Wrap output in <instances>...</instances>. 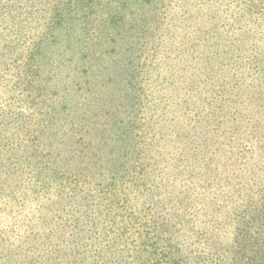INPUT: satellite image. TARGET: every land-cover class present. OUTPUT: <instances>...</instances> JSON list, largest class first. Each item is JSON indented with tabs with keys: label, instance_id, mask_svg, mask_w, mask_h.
I'll use <instances>...</instances> for the list:
<instances>
[{
	"label": "rangeland",
	"instance_id": "1",
	"mask_svg": "<svg viewBox=\"0 0 264 264\" xmlns=\"http://www.w3.org/2000/svg\"><path fill=\"white\" fill-rule=\"evenodd\" d=\"M15 187L39 209L10 239L0 215V264H240L264 234L241 226L264 215V0H0Z\"/></svg>",
	"mask_w": 264,
	"mask_h": 264
},
{
	"label": "trees",
	"instance_id": "2",
	"mask_svg": "<svg viewBox=\"0 0 264 264\" xmlns=\"http://www.w3.org/2000/svg\"><path fill=\"white\" fill-rule=\"evenodd\" d=\"M88 129H89V126L87 124H84V132L85 133L88 132ZM85 133L84 134H77V132H75L71 135L73 138H77L79 143L83 142L86 146L91 145L93 143L92 138H91V136L88 137L89 135H86ZM67 177L68 176H66V174H63V178L67 179ZM80 178H81L80 176H78L77 174H74L73 178L69 177L68 180L72 182V179L77 181ZM17 189H18L17 187L11 188L8 192H5V193L3 192V194H2L3 196H0V215L4 214V213H6V214L12 213L11 218H13V219L11 220L12 222H10L11 225H9V227H11L13 232L11 229L8 231L11 233V234H9V236H7L9 239H10L12 233L16 234V233H14V230L16 232V229H18V227L20 228L23 225V221L25 219L24 217L27 216L28 214L34 213L36 210L39 209V204L37 201L30 200L29 198L27 200V197L26 198L21 197V199L18 200L19 197L18 198L14 197L15 195L12 193L17 192ZM26 191H27V189H26ZM22 193H23V190H22ZM258 207H260V208H257L256 213L259 212V210L264 211V205L263 204H261ZM258 218H260L261 220H258ZM18 220H19V224H18L19 226L15 225V223ZM257 225L258 226L259 225L264 226V215L262 217L254 216L251 221H246V220L242 221L241 226H245V227L249 228L251 226H257ZM5 228H7V226H5ZM5 228L0 229V239H2V240L4 239L3 234H4ZM240 236L244 239H247V240L249 239L248 240V247H247V249H249V250L242 249L243 251L238 252L239 258H240L239 260H241L240 264H264V234L260 235L257 232H254V234H252V232H249V230H245V232L240 234ZM9 239H7V241H9ZM254 242H257L258 245H255ZM259 243H261L262 246H260ZM251 244H253L254 246L252 248H249V246H251Z\"/></svg>",
	"mask_w": 264,
	"mask_h": 264
}]
</instances>
